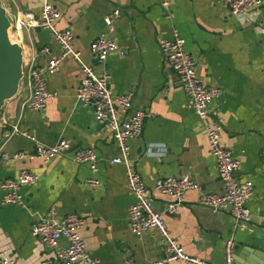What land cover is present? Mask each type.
<instances>
[{"label":"crops","instance_id":"obj_1","mask_svg":"<svg viewBox=\"0 0 264 264\" xmlns=\"http://www.w3.org/2000/svg\"><path fill=\"white\" fill-rule=\"evenodd\" d=\"M59 11L58 30H69L72 48L96 74L104 73L114 95L132 92V109L148 113L139 138L129 142V159L149 190L153 209L162 214L166 230L183 252L212 264L222 263L224 242L232 241L234 264H264V7L237 21L225 0H51ZM12 23L24 13L36 17L39 0H3ZM118 17L109 26L103 18ZM176 31L184 50L195 63L198 79L219 90L209 110L220 125L219 140L239 160V181L252 183L246 202L251 221L245 230L232 229L226 212H212L187 191L172 211L173 202L152 191L156 179L186 175L205 193L219 194L222 185L206 146L203 124L175 75L159 52L157 42ZM99 35L112 40L118 52L93 63L88 49ZM34 48L58 51L49 33L34 28L28 35ZM22 39L26 42V37ZM44 59H37L43 64ZM81 79L77 64L61 61L46 77L51 94L42 111L19 113L25 95L20 83L16 95L5 102L0 115V151L33 155L32 144L19 136L5 141L9 125L20 116L18 129L38 143L52 146L69 141V151L47 164L24 158L0 159V180L20 170L37 175L34 185L21 187L23 207L0 205V249L13 264H39L54 260L55 249L29 235L30 226L46 214L59 219L73 213L84 220L79 237L85 250L99 264H146L162 256L164 243L155 231L135 237L129 231L127 207L133 198L125 186L124 170L109 165L117 156L110 132L98 124L91 111L74 100ZM89 149L97 158V171L73 163L74 150ZM94 179L99 186L90 187ZM1 198V193H0ZM59 241L57 246H63ZM58 264V263H54ZM182 264V263H179Z\"/></svg>","mask_w":264,"mask_h":264},{"label":"built area","instance_id":"obj_2","mask_svg":"<svg viewBox=\"0 0 264 264\" xmlns=\"http://www.w3.org/2000/svg\"><path fill=\"white\" fill-rule=\"evenodd\" d=\"M39 1L40 8L36 17L30 13H24L21 20L15 19L8 31L11 33V41L13 39L21 49L22 78L20 83H23L25 95L19 104V113L42 111L51 97L46 89V77L58 70L62 60L68 58L74 61L81 74V79L74 92V100L80 106L89 109L95 121L110 132L117 156L110 159L108 164L120 165L124 170L125 186L133 198V202L126 211L129 231L135 237L147 231H155L164 243L161 258L146 264H212L186 255L180 245L170 237L162 214L153 209L149 199V190L131 165L129 142L140 137L144 120L150 115L132 109V92L126 91L117 95L110 92L106 75L96 74L92 67L81 59L78 51L72 48L71 32L58 30L55 27L59 11L52 1ZM163 1L165 3L166 0ZM225 4L228 13L237 21H242L249 12L264 7V0H225ZM117 17L118 12L114 10L103 18V22L109 26ZM34 28L49 33L58 49L55 55H52L46 46L33 47L28 35ZM23 35L26 37V42L22 39ZM157 46L188 98L192 114L203 124L206 146L214 160L222 192L219 194L205 193L186 175L158 178L153 183L152 191L173 202L167 208L168 211H172L174 206L182 200L184 193L195 192L200 205L212 212L228 213L233 231L245 230L251 221V215L245 205L252 196L253 187L250 181L237 180L235 175L239 170L240 162L220 143L221 128L216 120L215 112L209 110L211 102L219 96V90L205 85L198 79L195 63L185 52L184 40L176 31H172L169 38L159 39ZM88 52L90 57L98 62L103 61L110 53L121 54L116 44L104 35H99L90 43ZM41 58L44 59L43 64H38L37 59ZM19 118L20 116L9 125L4 139L8 141L13 136H19L28 140L33 146V155L20 152L7 155L0 151L1 160H21L34 157L42 164H47L69 151L68 140L60 139L52 146L38 143L32 135L18 129ZM1 124L5 122L1 121L0 127ZM69 158L77 165H86L92 173L97 171V158L89 149L74 150ZM37 179L36 174L26 170H20L13 178L1 179L0 205L24 208L18 189L34 185ZM87 183L93 189L99 186L98 181L94 179ZM83 227L84 220L73 213L59 219L53 218L50 214L39 217L30 226L29 235L41 245L55 249L53 261L45 260L39 264H99L98 260L91 258L87 253L79 237V231ZM59 241H63L64 245L57 246ZM232 246L231 239L224 242L221 264H234ZM0 264H13L2 249H0ZM123 264L132 263L130 260H124Z\"/></svg>","mask_w":264,"mask_h":264},{"label":"water","instance_id":"obj_3","mask_svg":"<svg viewBox=\"0 0 264 264\" xmlns=\"http://www.w3.org/2000/svg\"><path fill=\"white\" fill-rule=\"evenodd\" d=\"M11 25L12 20L5 10V4L0 0V115L5 102L16 95L22 78L21 49L8 38Z\"/></svg>","mask_w":264,"mask_h":264},{"label":"bare ground","instance_id":"obj_4","mask_svg":"<svg viewBox=\"0 0 264 264\" xmlns=\"http://www.w3.org/2000/svg\"><path fill=\"white\" fill-rule=\"evenodd\" d=\"M8 38H9V40L11 41V39H10V32L8 33Z\"/></svg>","mask_w":264,"mask_h":264},{"label":"rangeland","instance_id":"obj_5","mask_svg":"<svg viewBox=\"0 0 264 264\" xmlns=\"http://www.w3.org/2000/svg\"><path fill=\"white\" fill-rule=\"evenodd\" d=\"M10 34H11V33H10ZM10 37H11V35H10ZM11 42H12V43H15L13 39H12V41H11Z\"/></svg>","mask_w":264,"mask_h":264}]
</instances>
